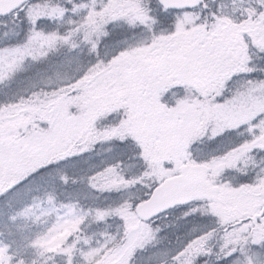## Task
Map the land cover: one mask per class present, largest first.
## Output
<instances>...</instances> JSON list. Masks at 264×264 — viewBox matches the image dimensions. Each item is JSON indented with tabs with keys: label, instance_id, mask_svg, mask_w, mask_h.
<instances>
[{
	"label": "rangeland",
	"instance_id": "rangeland-1",
	"mask_svg": "<svg viewBox=\"0 0 264 264\" xmlns=\"http://www.w3.org/2000/svg\"><path fill=\"white\" fill-rule=\"evenodd\" d=\"M61 2L38 0L23 9L32 27L41 21L43 31L35 28L20 43L0 47V80L62 44H77L79 35L89 50H95L107 37L109 23L125 24L130 31L142 29L147 37L109 63L94 65L72 96L54 101L55 96L43 110L39 106V110L0 108V194L46 162L76 153L88 137L134 139L144 151L152 179L161 183L176 175L181 165L195 163L188 152L193 139L244 127L248 141L212 163L206 181L216 185L226 170H251L253 179L223 185L217 200L207 202L223 225L256 211L264 185V78L246 77L254 65L257 68L252 61L264 53V0H216L209 20H203L200 9L181 13L176 30L157 37L151 29L154 18L143 0ZM48 23L52 28L45 33ZM239 74L245 79L238 93L221 97L226 80ZM175 88L182 98L170 93ZM106 110L125 117L119 129L101 137L90 123ZM24 116L37 120L28 128ZM117 176L105 170L96 176L94 186L101 195L120 189L125 182ZM50 200L35 201L20 217L31 227L35 253L61 257V262L50 264H71L73 256L83 264H129L133 253L151 242L147 222L127 204L93 210L72 201ZM250 227L247 223L233 228L224 233L222 242L264 237V218L256 230ZM0 264L22 263L15 262L0 244Z\"/></svg>",
	"mask_w": 264,
	"mask_h": 264
},
{
	"label": "trees",
	"instance_id": "trees-1",
	"mask_svg": "<svg viewBox=\"0 0 264 264\" xmlns=\"http://www.w3.org/2000/svg\"><path fill=\"white\" fill-rule=\"evenodd\" d=\"M36 1L38 0H33ZM215 1H207L206 8L201 10L203 20H209L213 14ZM63 5L61 2V6ZM143 6L154 18L151 27L153 36L167 35L176 30V17L182 12L163 10L155 0H144ZM41 25L40 21L32 27L22 11L17 15L0 18V47L20 43L35 28L37 31L42 30ZM46 25L44 32L48 33L52 26L51 23ZM139 30L130 31L125 24L109 23L107 37L95 50H89L79 35L76 37L77 44H62L45 58L25 63L21 70L0 80V108L13 105L24 109L37 107L39 110L40 107L43 110L48 100L55 96L58 97L53 98L54 101L61 100L66 95H74L76 84L87 76L94 65L109 63L112 58L140 45L147 33ZM69 32L72 33L70 30ZM261 58V65L255 67L246 79L252 80L260 76L264 78V53ZM243 79L245 77L240 74L229 77L220 91L221 97L228 99L238 93ZM170 93L179 98L183 97L178 90L173 89ZM221 101L225 100L218 102ZM124 117L123 113L112 110L101 111L92 119L90 126L102 137L109 130L119 129ZM23 119L30 128L37 117L24 116ZM37 123L41 124V120ZM23 131L24 128L20 130L21 133ZM246 141L248 139L244 127L223 132L216 137L206 135L191 141L189 158L195 163H214L225 159L228 153L239 149ZM75 152L46 162L1 192L0 244L8 248L15 262H61V257L57 254L40 256L32 248L31 227L20 217L35 201L48 198L55 203L72 201L79 203L83 209L93 210L108 206L112 209L124 203L134 211L158 184L150 175L144 151L139 149L134 139L117 136L91 140L88 137L84 145ZM105 170L114 171L125 184L120 189L104 191L106 194L101 195L94 186V180ZM253 174L251 170L245 173L226 170L224 176L215 184L220 187L246 184L253 179ZM253 212L242 213L234 221L244 219ZM221 221L211 211L206 200L196 199L187 205L176 207L147 222L152 236L151 242L138 248L131 256L129 264H264V237L257 241L248 239L246 242L241 240L225 244L222 237L229 224L223 225ZM200 239L204 241L197 243ZM232 253H236V259L225 260ZM70 263L83 264L77 256H73Z\"/></svg>",
	"mask_w": 264,
	"mask_h": 264
},
{
	"label": "water",
	"instance_id": "water-1",
	"mask_svg": "<svg viewBox=\"0 0 264 264\" xmlns=\"http://www.w3.org/2000/svg\"><path fill=\"white\" fill-rule=\"evenodd\" d=\"M29 0H0V17H5L20 9ZM166 10L182 11L205 7L207 0H156ZM205 165H183L179 174L167 178L156 186L149 198L138 205L135 212L141 221H148L179 206L186 205L197 198L216 200L218 187L208 186ZM262 208L257 217L264 215V186L260 189ZM253 222L256 217H253Z\"/></svg>",
	"mask_w": 264,
	"mask_h": 264
},
{
	"label": "snow or ice",
	"instance_id": "snow-or-ice-1",
	"mask_svg": "<svg viewBox=\"0 0 264 264\" xmlns=\"http://www.w3.org/2000/svg\"><path fill=\"white\" fill-rule=\"evenodd\" d=\"M236 259V253H232L230 256L225 257V260H235Z\"/></svg>",
	"mask_w": 264,
	"mask_h": 264
},
{
	"label": "flooded vegetation",
	"instance_id": "flooded-vegetation-1",
	"mask_svg": "<svg viewBox=\"0 0 264 264\" xmlns=\"http://www.w3.org/2000/svg\"><path fill=\"white\" fill-rule=\"evenodd\" d=\"M263 33H264V31H263ZM241 52V51H240Z\"/></svg>",
	"mask_w": 264,
	"mask_h": 264
}]
</instances>
